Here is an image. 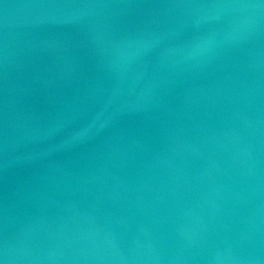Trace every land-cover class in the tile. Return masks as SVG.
<instances>
[{
	"label": "water",
	"instance_id": "water-1",
	"mask_svg": "<svg viewBox=\"0 0 264 264\" xmlns=\"http://www.w3.org/2000/svg\"><path fill=\"white\" fill-rule=\"evenodd\" d=\"M0 264H264V0H0Z\"/></svg>",
	"mask_w": 264,
	"mask_h": 264
}]
</instances>
